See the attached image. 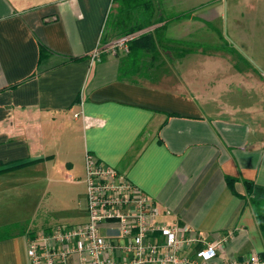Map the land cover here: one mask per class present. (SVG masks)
<instances>
[{
    "label": "crops",
    "instance_id": "obj_1",
    "mask_svg": "<svg viewBox=\"0 0 264 264\" xmlns=\"http://www.w3.org/2000/svg\"><path fill=\"white\" fill-rule=\"evenodd\" d=\"M165 5L193 17L169 21L163 39L199 42L200 23L229 17L262 72L203 51L174 58L160 46L161 57L144 67L151 72L122 78L128 53L114 52L118 38L106 33L114 0H0V168H10L0 173V213L21 177L61 183L60 193L83 183L86 195L91 153L147 194L161 220L188 224L205 242L224 240L211 264L261 257L264 238L243 180L264 186V0ZM40 44L51 51L41 61ZM69 203L49 212L85 221L87 200L83 209ZM36 207L32 219L45 229L61 219L48 223ZM27 242L18 231L0 239V264H29Z\"/></svg>",
    "mask_w": 264,
    "mask_h": 264
},
{
    "label": "built area",
    "instance_id": "obj_2",
    "mask_svg": "<svg viewBox=\"0 0 264 264\" xmlns=\"http://www.w3.org/2000/svg\"><path fill=\"white\" fill-rule=\"evenodd\" d=\"M135 36L120 37L112 44L113 51L129 53ZM100 55L96 50L91 58ZM85 173L87 219L28 235L29 264H211L218 255L224 240L205 242L192 226L161 220L147 194L91 153L85 157ZM225 264L264 261L254 254Z\"/></svg>",
    "mask_w": 264,
    "mask_h": 264
},
{
    "label": "rangeland",
    "instance_id": "obj_3",
    "mask_svg": "<svg viewBox=\"0 0 264 264\" xmlns=\"http://www.w3.org/2000/svg\"><path fill=\"white\" fill-rule=\"evenodd\" d=\"M162 3L161 12L166 17V19L173 15L184 11H176L175 9H169L167 5L164 6V0H160ZM119 7V3L115 2V6L112 9L111 14L115 15L117 19H120V14H118L117 9ZM115 17V18H116ZM161 24V23H158ZM157 24H154L150 28L154 27ZM162 25V24H161ZM200 25L204 26V29H202L199 33V42H195L191 38H184L181 40L178 39H170L165 40L163 39L164 44L168 45L171 49V55L172 57H178L179 52L182 50L187 51L190 50L191 52L198 51L201 53L202 51L205 53L213 54L216 56L215 62H230L234 66H236L239 69L252 68V65L257 67V69L262 72V68L257 64L255 61V56L253 54H250L247 46L240 45L238 41L236 40V36L234 35V25L231 21V18L225 17L222 20H218L214 23H210L209 26L205 23H200ZM210 29L209 35L207 34V29ZM110 30V29H109ZM136 32L135 34L139 35L143 33L144 31ZM257 34L261 33V27H259L256 30ZM112 38L113 39H119L118 36L120 34H117V30L115 29L111 30ZM251 34V33H250ZM252 38L255 37V34H251ZM161 38H163V33H161ZM256 41H258V36L255 37ZM117 39V40H118ZM201 46V47H200ZM205 48H204V47ZM235 49V50H234ZM244 56L242 58L237 51ZM161 57V55H160ZM189 56L183 60L184 63H189L190 59H188ZM224 59V60H223ZM149 58H147L146 62H149ZM198 62L206 63V59L202 58ZM142 73H148L151 72L148 70V68H142ZM21 179L18 181L21 185L17 186V191L10 192L9 191L8 196L6 200L3 202V206L1 208H4L2 210L4 213H0V223L5 224V226H10L12 224L18 223V224H25L29 227V229L37 230V232L42 231L43 227H46L49 224H45L46 226L41 225L43 222L40 220V223L36 220H33L34 214L37 212L36 206H39V209L43 212L48 213L47 215V222L51 223L54 219H60L58 222H54L51 226L64 223L62 222L64 218L63 213L55 215L51 214V209H53L55 206L58 205H66L67 202L70 201L68 206L70 209H76L80 208L83 209L86 207V195L85 194V185L82 183L80 185H76L75 187H71L65 190L64 193L58 192V188H62L63 186L60 185L61 183H57L53 180L51 182L45 181L41 182V180L38 183L34 182H27L26 178L25 180ZM35 185V186H34ZM76 215H73L70 219H75ZM41 217V216H40ZM33 218V219H32ZM32 219V220H31ZM44 219V218H43ZM60 221V222H59ZM76 221V220H72ZM24 222V223H23ZM76 223V222H75ZM4 227V226H3ZM43 229H42V228ZM41 228V229H40Z\"/></svg>",
    "mask_w": 264,
    "mask_h": 264
},
{
    "label": "trees",
    "instance_id": "obj_4",
    "mask_svg": "<svg viewBox=\"0 0 264 264\" xmlns=\"http://www.w3.org/2000/svg\"><path fill=\"white\" fill-rule=\"evenodd\" d=\"M114 2L119 3L117 12L121 16L118 20L115 15L110 13L106 24V33L109 29H115V31L117 30V34H120V36H118L120 38L149 29L154 24L162 23V25L156 27L154 30L144 31L130 40V51L121 62L120 75L122 78L132 73H137L139 70L146 67L148 63L157 61L160 56L158 50L160 46H163L165 49H170L168 45H163V38H161V33L167 29L169 21L193 17L191 11H184L173 14L166 19L161 10L156 8L154 0H114ZM50 53L51 51L46 46L40 44V61ZM188 53H191V51L182 50L179 52L178 56L184 57ZM239 55L244 58L240 53ZM147 58L150 59L148 63L146 62ZM38 72H36L34 76L37 75ZM28 163L21 165L23 166ZM9 169L10 168L5 169L2 167L0 168V173ZM236 181L237 179L233 177H228L227 179L228 185L233 190H235L234 186ZM243 183L246 187V195L254 209L258 225L264 238V186L247 179H244ZM13 231H18L19 234H28L31 237H34L37 233V230L29 229L25 224L15 223L0 228V239L11 236ZM261 259L264 261V253L261 254Z\"/></svg>",
    "mask_w": 264,
    "mask_h": 264
}]
</instances>
